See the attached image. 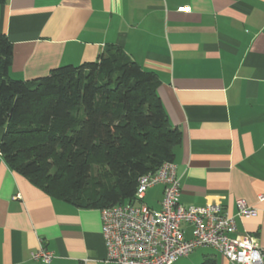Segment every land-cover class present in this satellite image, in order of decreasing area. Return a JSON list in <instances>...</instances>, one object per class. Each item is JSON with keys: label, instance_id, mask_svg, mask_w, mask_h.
Wrapping results in <instances>:
<instances>
[{"label": "crops", "instance_id": "0c3cea01", "mask_svg": "<svg viewBox=\"0 0 264 264\" xmlns=\"http://www.w3.org/2000/svg\"><path fill=\"white\" fill-rule=\"evenodd\" d=\"M0 33L13 44L14 79L95 61L110 44L155 72L182 133L173 161L181 205L222 203L237 232L264 249V0H4ZM162 199L157 185L144 200L160 209ZM239 199L257 215L236 216ZM102 216L50 196L0 152V264H113ZM42 246L50 263L32 259ZM215 252L203 260L233 264Z\"/></svg>", "mask_w": 264, "mask_h": 264}, {"label": "trees", "instance_id": "16d2710c", "mask_svg": "<svg viewBox=\"0 0 264 264\" xmlns=\"http://www.w3.org/2000/svg\"><path fill=\"white\" fill-rule=\"evenodd\" d=\"M12 57L13 44L0 33V152L6 163L76 207L138 203L140 177L173 162L182 140L158 95L157 74L115 44L95 61L29 80L10 76ZM200 264L217 262L208 256Z\"/></svg>", "mask_w": 264, "mask_h": 264}, {"label": "built area", "instance_id": "2783aa9c", "mask_svg": "<svg viewBox=\"0 0 264 264\" xmlns=\"http://www.w3.org/2000/svg\"><path fill=\"white\" fill-rule=\"evenodd\" d=\"M179 10L189 11L190 7ZM163 186L160 209L149 207L146 192ZM180 178L173 162L164 163L143 175L136 188L138 203L114 205L102 210L103 236L113 264H174L200 247H212L233 264H264V249L256 238L237 232L235 216L226 213L222 203L184 207L180 203ZM238 217H253L257 209L245 200H237ZM185 224H192L187 238ZM54 255L46 247L32 259L50 263Z\"/></svg>", "mask_w": 264, "mask_h": 264}, {"label": "rangeland", "instance_id": "374dc122", "mask_svg": "<svg viewBox=\"0 0 264 264\" xmlns=\"http://www.w3.org/2000/svg\"><path fill=\"white\" fill-rule=\"evenodd\" d=\"M147 201V200H145ZM148 204L149 201H147ZM216 254L215 249L212 247H200L194 250L190 255L180 257L174 264H200L205 255Z\"/></svg>", "mask_w": 264, "mask_h": 264}]
</instances>
